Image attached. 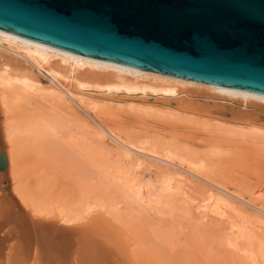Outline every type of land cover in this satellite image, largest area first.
<instances>
[{
    "label": "rangeland",
    "instance_id": "374dc122",
    "mask_svg": "<svg viewBox=\"0 0 264 264\" xmlns=\"http://www.w3.org/2000/svg\"><path fill=\"white\" fill-rule=\"evenodd\" d=\"M40 79L44 85L48 84L45 76L40 75ZM88 79L105 81L101 76ZM42 92L37 95L22 92L15 100L10 99L16 121L20 125H24L30 115L34 122L32 133H21L18 137L28 154L26 161L21 164L20 179L16 181V185L21 186L26 195V202L30 206L32 203L36 207L62 211L76 217L85 216L88 208L96 209L98 213L101 211L100 214L109 210L117 214L116 218L121 223L119 224L118 220L111 221L105 216L108 218L106 223L116 233V243L108 244L103 233H91L96 239H85L82 264L103 261L106 257L115 264L116 260L118 264H125L127 261L129 264L131 259L133 264H232L226 244V240L233 235L230 224L215 218L201 219L192 210L193 205L205 199L208 194L205 195L200 189L210 188L215 192H220L221 189L187 171L185 164H171L151 157L148 152L144 151V155L142 151L135 152L122 143L119 144L120 141L125 143L121 140L125 137L136 143H146L162 154L169 149L185 159L204 164L206 173L216 180L217 185L225 187L230 191L229 194L232 192L243 197V200H240L230 196L231 203L239 215H233L230 223L244 225L254 231L261 230L257 223L261 219L264 221V214L246 200L252 199L257 205L264 204L263 135L233 131L226 124L201 117H197L198 122H195L197 118L184 114L183 111L188 110L178 107L174 98L170 100V106H165L148 95L151 104L145 108L147 110L141 107V110L130 108L128 105H123L127 106L126 109L109 105V109L101 104L97 106L98 109L101 107V112L96 114L85 111L73 102L71 106L59 103L56 99L46 96L47 92ZM118 97L126 99L122 93H119ZM219 100L215 102L217 105L223 104V107H211L221 112L215 115L217 119L227 123L239 116L236 111L229 112V101ZM208 102L210 106L214 103L211 100ZM239 103L243 104L241 101ZM104 106L107 109H104ZM181 108L183 110L180 112ZM236 108L243 109L241 105ZM259 109L258 122L264 124V104ZM191 118L195 120L192 121ZM97 123H100L101 130L103 128L106 132L102 135L103 138L95 133L96 127L100 129ZM107 131H112L113 135ZM0 142V149L6 151L8 145L2 131ZM128 149L131 160L123 162L117 152ZM137 159L139 162L136 163ZM133 162L136 165H133ZM125 169H128L126 173L121 172ZM131 173L150 186L149 196L153 199L150 206L144 207L130 198L131 195L124 187V177L131 176ZM170 175L172 178H185L187 182L182 185L183 190L178 188L170 193L164 191L165 177ZM7 177L11 184L9 174ZM260 192L263 195L261 198ZM255 240L252 246H256L254 249L259 253L261 250ZM97 244L101 251L110 250L108 256L95 252ZM92 245H96L93 253ZM114 249L116 251H113ZM131 249L134 256L136 255L132 258L133 253H129ZM123 253L126 255L123 256ZM259 254L258 264H264V253ZM112 258L116 260L113 261ZM87 259H90L89 263Z\"/></svg>",
    "mask_w": 264,
    "mask_h": 264
},
{
    "label": "bare ground",
    "instance_id": "6f19581e",
    "mask_svg": "<svg viewBox=\"0 0 264 264\" xmlns=\"http://www.w3.org/2000/svg\"><path fill=\"white\" fill-rule=\"evenodd\" d=\"M40 75L46 77V79L48 80V84L44 85L41 82ZM99 76L103 77L105 81L99 82L88 79V77ZM41 91H43L42 93L47 92L46 96L56 99L59 103L70 105L73 102L78 107L83 108L85 111H92L96 114L98 112H101V110L99 111L101 107H99V109L97 107L101 104L108 106V108L110 107L109 105H116L115 107L119 106V108L120 106L123 107V105H128L129 107L131 106L130 108L136 107V109H140L141 107L142 109H145L149 106V104H151L150 100L147 98L148 95L153 96L154 100L165 106H170L169 102L174 98L176 99L174 101H177L178 107H183L188 110L183 111L184 114L188 116H193L194 118L201 117L206 120H212L218 123L226 124V126L228 125V128L233 129V131H240L243 133H259L264 136V124L258 122L257 115L258 111L260 110L259 108L264 104V94L253 93L250 90L244 89L226 88L211 83L195 81L176 75H170L167 73H161L150 69L136 67L133 65L74 53L0 29V135L2 131L3 137L5 138L8 145V149L4 151L6 155V164L5 167L0 170V264H47L43 261L41 253L36 246L34 247L32 253V246L34 242H36L33 229L29 225L27 226V224L21 220V217L16 211H13L14 203L12 201L11 195H9L6 190L7 185L5 183L8 174L11 178L10 185L12 188V192L17 196L21 204L30 211L33 217H55L59 219L60 222L68 224L90 222L95 218L98 219L97 216L99 215H102L99 216V219L101 218L103 223L107 221V217L105 216H108L109 220L111 221L118 220V218H116L117 214L115 212H111L105 209V211L100 214L101 209L98 213V210L95 209L97 211L95 212V210H88V208V211H85V216L76 217L71 216L68 213L66 214L62 211L56 212L53 209L36 207V205L30 203L29 200L28 202L31 204V206L26 202V195L24 191L21 189V186L16 185V181L20 179L21 176V164L26 161L25 158L28 155L26 148L23 147V145L18 141V137L21 133H32L34 122L32 121L30 115L28 117V121L24 125H20L19 122L16 121L17 117L14 113L11 103L22 92L37 95ZM119 93H122L124 96H126V99L125 97L122 98L123 96L118 97ZM137 93H140V95L138 96ZM10 99H12V101ZM219 99L230 102L228 103V109L230 110V112H238L239 116L236 117L232 122L230 121L224 123L223 121L217 119V116H215L221 112H218L216 109L215 111L211 107H216L218 109L224 106L223 104L217 105L216 102ZM209 100L214 102L211 104V106L208 102ZM238 101H241L243 104L239 103ZM238 105H241L243 109L240 110L239 108H236ZM105 108L106 107L104 106V109ZM123 108L126 109L127 106ZM183 108H181V110L179 109L180 112L183 110ZM176 111L178 110L176 109ZM191 119L192 121L195 120L193 118ZM195 122H198V118ZM99 125L101 124L99 123ZM208 125H211V123ZM94 130L95 133L101 138H103L102 135L106 133L103 131V128L101 130V127L100 129L96 127ZM104 130L106 131L107 129ZM107 132L113 135L112 131ZM125 138L121 139L125 141V143L120 141L119 144L122 143L130 150H135V152L140 151L139 153L143 152V154L144 151L145 153L148 152L149 155L151 154V157L154 156L156 158H160L162 159V161H166L171 164H175V162L178 163V166L185 164L188 168L186 169L187 171L221 189V191L219 190L220 192H215L210 188H199L200 191L205 193V195L206 193L208 194L205 199L201 198V201L193 205V213L196 212V214L199 215L198 217L201 219L215 218L219 219L220 221H227L230 224L233 235L226 240V244L228 246V251L231 254L232 264L259 263L257 254L260 253L259 255H261L262 252L264 253L263 219L257 218L262 220H259L260 222L258 221L257 223V226L261 228V230L258 231H254L253 229L251 230V228H246V226L244 225L237 226L235 223H230L231 217L235 214H238L236 208L231 203L230 196L243 200V197L240 194H235L232 192L229 194L230 191L228 192L225 187H220L219 185H217L216 180L208 176V174L206 173V167L202 163H197L185 159L179 155H176L169 149H167L166 152L162 154L155 148L147 146L148 144L146 143H136L128 138ZM129 149L128 151L117 152L118 157H120L123 162L130 159L131 153H127L129 152ZM137 160L138 161H136V163L139 162V159ZM136 163L134 164L133 162V165H136ZM127 171L128 169H125L121 172L126 173ZM127 177H124V187L131 195L130 198H133V202L135 203L143 205L144 207L148 206L153 200L149 196L151 194L150 186L143 180L137 179L133 174ZM172 177L173 176L171 175L170 177H165L164 182L166 185H164V191L170 193L178 188L183 190L184 187L182 185L184 183L186 184L187 182L185 178L180 177L179 179L177 177ZM173 181L176 182L173 183ZM259 194V197L263 196L261 192ZM263 201L262 203H264ZM246 202L252 204L258 209V211L264 214V204L257 205V202H253L252 199L246 200ZM155 204H157V202ZM119 222L120 221L118 220V223ZM106 231L107 232L105 233H107V236H103L107 238V243L110 245L116 243L114 239L116 233L111 230ZM255 239L258 241V244H254L258 245V249L261 250V252L257 251L259 253H256V248L254 249V247L256 246H252V243ZM99 244H97V247H99ZM94 247L93 249L91 248L92 253ZM106 248H108L107 244ZM88 250L89 248L87 249V251ZM96 250L97 248H95V252ZM116 250L118 253V248ZM116 250L114 249L113 251ZM109 251L110 250L108 249V252ZM119 251H121V249ZM131 251L132 249L129 251V253ZM121 252H119V254ZM90 255L87 256L90 257ZM124 255L126 254L123 253V256ZM127 256L129 257V255ZM135 256L133 253V256H131V258ZM82 258L84 257L82 256ZM91 258L96 259V257ZM98 259L101 258L98 257ZM126 259L127 258H125L124 260ZM136 259L137 257L135 258V261ZM89 260L87 259L88 263ZM115 260L116 258L113 259V261ZM116 262L118 264L117 260ZM133 262L131 259L129 264H133ZM57 263L68 264L69 262L60 263V261H58L53 264ZM92 263L98 264L93 261L90 264ZM101 264H115V262L111 263L105 261Z\"/></svg>",
    "mask_w": 264,
    "mask_h": 264
},
{
    "label": "water",
    "instance_id": "95a60500",
    "mask_svg": "<svg viewBox=\"0 0 264 264\" xmlns=\"http://www.w3.org/2000/svg\"><path fill=\"white\" fill-rule=\"evenodd\" d=\"M0 29L74 53L264 94V0H0ZM5 164L0 149V170ZM5 183L13 211L33 229L32 253L36 246L47 264H82L85 239L113 231L99 217L70 224L33 217L8 177ZM105 261L111 262L96 263Z\"/></svg>",
    "mask_w": 264,
    "mask_h": 264
}]
</instances>
